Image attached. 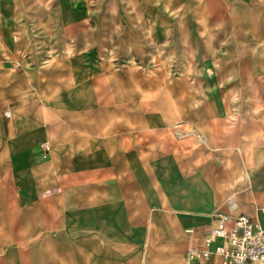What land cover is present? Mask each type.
Here are the masks:
<instances>
[{"label": "crops", "instance_id": "1", "mask_svg": "<svg viewBox=\"0 0 264 264\" xmlns=\"http://www.w3.org/2000/svg\"><path fill=\"white\" fill-rule=\"evenodd\" d=\"M146 17L0 0V264H224L217 213L264 226V58L211 103Z\"/></svg>", "mask_w": 264, "mask_h": 264}, {"label": "rangeland", "instance_id": "2", "mask_svg": "<svg viewBox=\"0 0 264 264\" xmlns=\"http://www.w3.org/2000/svg\"><path fill=\"white\" fill-rule=\"evenodd\" d=\"M144 2L146 21L160 31L164 50L177 59L178 72L193 76L194 84L200 86L204 95H209L211 103L219 100L221 89L231 86L233 76L228 73L235 67L239 72L251 56L260 66V58H264V36L254 33L247 24L239 25L234 10L242 3L264 8V0ZM242 92H245L244 86ZM245 100L244 94L236 96V102L245 104Z\"/></svg>", "mask_w": 264, "mask_h": 264}, {"label": "built area", "instance_id": "3", "mask_svg": "<svg viewBox=\"0 0 264 264\" xmlns=\"http://www.w3.org/2000/svg\"><path fill=\"white\" fill-rule=\"evenodd\" d=\"M45 147L48 148V144ZM218 237L228 240L227 244L215 247V251L222 254L224 264H264V226L249 215L217 213V223L208 240ZM197 253L193 250L189 257Z\"/></svg>", "mask_w": 264, "mask_h": 264}]
</instances>
